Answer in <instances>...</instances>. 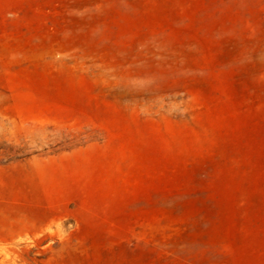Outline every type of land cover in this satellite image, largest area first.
<instances>
[{
  "label": "rangeland",
  "instance_id": "rangeland-1",
  "mask_svg": "<svg viewBox=\"0 0 264 264\" xmlns=\"http://www.w3.org/2000/svg\"><path fill=\"white\" fill-rule=\"evenodd\" d=\"M0 264H264V0H0Z\"/></svg>",
  "mask_w": 264,
  "mask_h": 264
}]
</instances>
